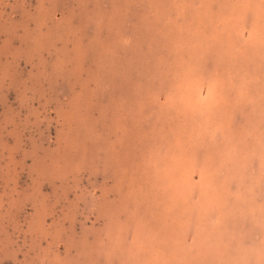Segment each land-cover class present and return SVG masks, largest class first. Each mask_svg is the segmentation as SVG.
I'll list each match as a JSON object with an SVG mask.
<instances>
[{"label": "rangeland", "instance_id": "1", "mask_svg": "<svg viewBox=\"0 0 264 264\" xmlns=\"http://www.w3.org/2000/svg\"><path fill=\"white\" fill-rule=\"evenodd\" d=\"M0 264H264V0H0Z\"/></svg>", "mask_w": 264, "mask_h": 264}]
</instances>
